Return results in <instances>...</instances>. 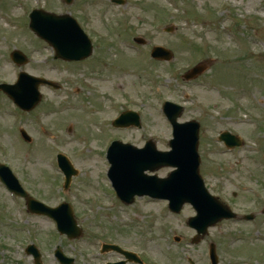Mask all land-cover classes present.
Segmentation results:
<instances>
[{"label":"rangeland","instance_id":"rangeland-1","mask_svg":"<svg viewBox=\"0 0 264 264\" xmlns=\"http://www.w3.org/2000/svg\"><path fill=\"white\" fill-rule=\"evenodd\" d=\"M125 1L117 6L112 0H73L70 5L64 0H0V84L15 83L26 72L60 85L57 90L42 87V101L30 113L0 91V163L40 198L52 204L73 202L87 231L82 242L60 236L44 218L31 216L22 224L0 182V264H34L24 246L35 239L44 249L45 264H58L53 256L57 244L75 264H90L78 254L90 249L93 228L98 246L107 239L106 229L113 235L127 231L126 244L143 250L146 264H188L185 258L209 264V243L216 244L220 264H264V0ZM33 9L73 16L93 41V55L82 64L56 60L52 48L29 29ZM135 38L146 44L138 45ZM154 46L170 50V62L152 59ZM13 50L29 62L16 66L9 58ZM208 60L214 63L207 73L195 82L183 80L189 68ZM166 101L184 105L180 122L201 124L200 171L211 193L240 214L255 213L256 222H222L193 248L187 244L193 236L186 225L193 215L190 206L175 216L164 202L143 198L123 210L108 195L113 190L107 151L113 140L142 148L153 138L158 149H169L172 129L161 110ZM120 110L139 112L142 129L113 130L109 119ZM21 129L31 143L21 138ZM223 131L238 133L244 146L221 154L225 147L218 136ZM60 153L78 170L67 191L63 174L53 165L52 156ZM170 172L165 168L155 174L163 178ZM95 212L110 213L120 226L96 228ZM138 220L146 225L145 233ZM25 226L31 231L28 241ZM175 236L182 239L177 247Z\"/></svg>","mask_w":264,"mask_h":264},{"label":"water","instance_id":"water-1","mask_svg":"<svg viewBox=\"0 0 264 264\" xmlns=\"http://www.w3.org/2000/svg\"><path fill=\"white\" fill-rule=\"evenodd\" d=\"M71 1L67 0L68 3ZM30 18V28L55 49L56 58L78 61L91 55V41L70 15L57 16L44 11H34ZM137 42L144 43L142 40H137ZM153 57L170 60L172 54L158 47L154 49ZM13 59L19 64L27 62L18 51L13 54ZM210 65L211 62L198 65L185 78L187 80L195 79L204 73ZM41 84L51 83L22 73L16 85H2L1 89L22 109L30 111L41 100L38 91ZM165 112L174 127V139L170 142L171 151H157L151 141L144 149L115 142L109 151V160L112 164L110 176L118 196L127 203H132L135 195L148 194L152 197L169 200L170 209L175 212H180L184 204H191L197 214L189 220V226L196 229L198 235H205L209 227L223 219L234 218L235 215L217 198L209 194L200 176L199 123L192 121L178 124L177 119L181 116L183 108L172 103H166ZM115 124L122 127H141L139 116L131 112L123 114ZM23 136L27 141H30L25 133ZM222 139L231 148L240 146V142L228 134ZM59 162L68 177L67 184H69L75 172L64 157L60 156ZM162 167H174L175 170L165 179L145 174L146 171L154 172ZM0 178L11 191L22 193V189L11 171L3 165H0ZM29 207L32 212L45 213L54 217L59 223L60 231L69 237L75 238L80 235L68 205L51 210L46 207H37L35 203L29 202ZM211 250L213 263L217 264L214 245ZM57 255L62 264L73 263L72 260L63 257L60 252ZM35 256L38 263V254L35 253Z\"/></svg>","mask_w":264,"mask_h":264},{"label":"flooded vegetation","instance_id":"flooded-vegetation-1","mask_svg":"<svg viewBox=\"0 0 264 264\" xmlns=\"http://www.w3.org/2000/svg\"><path fill=\"white\" fill-rule=\"evenodd\" d=\"M20 202L24 208L25 214H28L26 211L25 200L20 198ZM122 209L125 210V209H127V207H122ZM27 216L29 218L31 217V215H29V214ZM95 219L98 220L97 217H95ZM107 219H108L107 217L103 218L104 223H106L105 220H107ZM26 222H28V221H26ZM96 225H97V227H99L98 223ZM123 226H125V225L123 224ZM108 235L110 236V240L107 243L110 245H116V246L120 247L121 251L120 250H110L108 252H104V251L100 250V252H98V250H97L96 252H94V249L96 246V244L94 242L96 238H94V240L91 242V248L89 249L90 252L88 254V255L92 256L93 262H96L100 259L99 255H109V257L111 259L107 260V263H110V264L119 263V262L124 261V259H125L124 254L122 252L123 251H130L131 247L128 246L126 244V241L124 240V237H128L127 231L121 230L117 234H114V235L110 232ZM93 264H96V263H93Z\"/></svg>","mask_w":264,"mask_h":264}]
</instances>
